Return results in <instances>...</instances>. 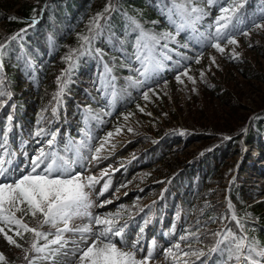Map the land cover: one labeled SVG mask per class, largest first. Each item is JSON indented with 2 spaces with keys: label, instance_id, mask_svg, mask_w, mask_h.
Masks as SVG:
<instances>
[{
  "label": "rangeland",
  "instance_id": "obj_1",
  "mask_svg": "<svg viewBox=\"0 0 264 264\" xmlns=\"http://www.w3.org/2000/svg\"><path fill=\"white\" fill-rule=\"evenodd\" d=\"M46 1L51 2L52 0ZM17 2H27L32 6L42 4L36 0H17ZM177 2L186 3L187 0H177ZM191 3L203 7L208 12V15L197 24V28L201 32L207 31L209 24L213 25L212 30L214 31L216 16L224 15L228 17L229 27L239 29V34L236 35V39L239 41L238 45L225 44V54L218 53L215 49L204 50L197 43L191 42L192 40L197 41V35L190 29L185 28L177 31L174 24L165 23L160 20L161 18L157 22L136 20L150 36L155 35L160 39L159 44L155 45L154 49L157 54L162 57L171 56V60L164 59V67L158 74L145 81L138 71L140 63L136 59L135 45L138 30H134L130 20H128L129 23L123 29L126 38L124 40L116 39L101 15L99 23L103 28L101 35L97 37V44L103 46V50L96 54L97 66L95 71L91 78L83 82L74 81L82 93L74 98L77 102L75 107H72V109L75 108L78 124L81 125L80 135L72 137L68 130H62V127L58 129L60 125L52 126L51 124L44 131L56 133L52 145L46 143V140L52 137L45 135L36 136L31 144L27 142L22 148V152L23 150L27 152L24 153L25 158L36 155L38 150L43 148L46 153L51 149L68 159H76L78 162L73 165L74 171H79L82 177L91 175L96 178L90 194L95 206L90 211L93 215L98 214L102 217L115 219L116 224L122 228L124 224H127L125 220L119 217V213L123 212L119 208L122 204L132 202L138 193L145 192L148 198L140 204L139 212H141L145 206L159 200L165 189L162 185L168 181L166 179L168 176H162L163 178L158 179L156 184L145 183L140 185L136 181V177L141 172L152 171L153 169V166L141 164V155L150 148L151 140L159 139L160 132L166 133L164 135H181L179 139H175L177 143L175 146L168 145L167 148L171 151L169 158L175 159L176 157L173 156L177 155L180 160L182 155H189L181 166L173 169L170 173L172 177H176L179 170L183 171L186 165L188 167L194 164L193 162L198 156H201V154L198 155L199 152L204 149L208 151L218 147L222 148L221 146L225 142L234 141L241 134H244L247 126L258 114L264 113V81L252 79L253 76L250 75L255 67L260 68L264 65V55L259 53L264 48V28L258 29L253 26L264 23L262 0H247V2L241 3H237L236 0H213L211 5L207 3V0H191ZM164 4H166V0H164ZM221 8L229 9V11L222 14ZM233 8L235 11H231ZM12 11H15L14 8ZM95 15L96 12H93L80 20L78 32L74 35L79 38L80 42H84L81 37L88 36L89 29L93 28L91 20ZM173 19H176L177 23L180 22L175 16ZM245 29L249 33L247 36L243 34ZM162 33H171L174 37V39L167 40V48L163 47L166 41L160 38ZM6 35L7 32L0 23V41H3ZM148 43L152 46L154 42L149 39ZM222 43L224 42L222 41ZM129 45L132 46L133 52L128 53L126 51L123 53L122 47ZM229 49L239 52L240 56L236 59H230ZM201 51L204 54L197 63L193 58ZM123 54L126 57L130 56L129 62L126 57L123 58ZM210 54L216 57V65L209 69ZM189 65V74L195 77V84L183 75H181L183 83L177 82L175 79L177 71L181 69L179 72L182 73L183 69ZM201 69L205 71L203 80L199 75ZM241 69H244V72ZM34 71L37 73L36 69ZM35 72L28 78L26 84L29 85L32 80H37L34 75ZM136 80L141 81V86L135 85ZM165 80H167L166 85L164 84ZM35 85L34 88L36 89ZM193 88L196 91H192ZM148 89H152V91H149V98L146 100L143 92ZM0 92H2L1 87ZM62 93L63 91L59 94V102L56 95L55 108H57V103H60L61 108L64 102L60 96ZM137 105L144 111L141 112ZM28 116L30 117V113ZM129 128L132 131H128ZM108 133H112V135L108 136ZM69 141L73 142L72 148H75V145L80 141L84 142L86 146L80 147L79 156L67 148ZM259 142L255 147L262 145L260 154L264 156V138L259 139ZM97 148H100L98 153L96 152ZM250 148L252 145H248L246 142L242 143L240 148L236 147L225 158L222 170L233 167L234 172L230 179H239L242 185L240 187L249 191V197L245 199V204L248 207H253L251 208L253 215V212L258 209L256 204L264 205V170H259L264 166V161L262 162L261 158L252 161ZM93 155L97 158L92 159ZM26 163L29 164V167L23 168L22 166L21 172L26 173L31 169V159L29 162L25 159ZM45 166L42 164L41 168ZM105 184L108 187L102 194L97 195ZM155 185L160 190L157 197L152 194ZM187 192L188 190L184 191L180 196L179 205L182 216L189 214L192 207L193 200L186 195ZM101 201H108V203L101 204ZM15 214L18 218L22 216L19 211ZM26 216H22L24 222H26ZM171 216L172 214L168 212V219ZM130 221L137 222L138 225L141 224L142 226H146L147 223L143 212ZM250 221L252 222L250 225L256 223L254 219ZM85 223H88L87 218H75L71 225L78 227ZM0 227H4L15 238V233L10 230L14 226L0 224ZM91 227L95 229L97 226L93 222ZM45 229H49L48 225H45ZM146 229L147 233L151 235L155 226H146ZM165 235L168 236V240L172 241L164 245V242L160 241L161 235H157L158 242L151 243L153 257L150 259V264H179L180 259L185 257L179 250L182 246L179 235L177 233L172 234L168 229L165 230ZM64 236L68 243L57 253L56 264H77V260L72 255V241H79L80 237L78 234L73 235L72 233H65ZM121 238L123 243L120 242ZM135 238L134 231H122L121 236L113 237V240L118 247H125L126 245L128 250L136 251L137 257H140L147 253L146 241H135ZM251 242H254L258 249L264 248L261 246L262 243L257 241L255 233H253ZM0 243L5 245H0V252L4 253L7 264H24L25 257L29 258L30 253L26 251L27 249L22 251L15 245L7 246L8 243L2 234H0ZM133 243L138 245V248L133 249ZM50 247H56V245H50ZM219 247L222 249L223 245ZM165 249L169 251L166 253ZM220 252L222 261L227 257V252L222 250ZM254 258L259 259L258 257ZM242 260L244 261L243 257H241L240 262ZM221 261L218 264H222ZM33 264H52V261L40 259L34 261Z\"/></svg>",
  "mask_w": 264,
  "mask_h": 264
},
{
  "label": "snow or ice",
  "instance_id": "obj_2",
  "mask_svg": "<svg viewBox=\"0 0 264 264\" xmlns=\"http://www.w3.org/2000/svg\"><path fill=\"white\" fill-rule=\"evenodd\" d=\"M207 3L211 5L213 0H207ZM111 5L106 6L105 13ZM229 9L221 8L220 12L223 14L228 12ZM235 11V8L231 9ZM161 14L174 24L177 31L181 29H190L197 35V44L204 48L210 46L218 53L225 54L227 45H238L239 41L236 39V35L239 34V29L235 27H229L228 17L224 15H218L215 18L214 31L213 25H208V30L201 32L197 28V24L203 20L208 12L203 7H198L191 3V0L187 2H177V0H166L165 7L161 9ZM173 16L179 19V23ZM8 19H18L15 16H9ZM101 19V13H96L95 17L91 20L93 25L92 29H89V35L81 37L82 41L86 42L81 44L80 51L73 48L71 51L76 53L77 56L83 51L92 52L91 41L97 36L101 35L103 26L99 23ZM133 26L134 30H138L137 43L135 45L137 50L136 59L140 63V75L147 81L150 76L158 74L164 67V59L171 60V56H160L154 50L155 45H158L160 39L155 35H149L142 26L133 17L128 18ZM35 17L32 18V23L35 24ZM255 28H264V23H258L253 25ZM94 29V30H93ZM25 31L24 28L13 32L8 35L3 42H0V57H3L6 53V45L10 41L21 39V33ZM247 36L249 33L245 29L244 33ZM165 39L164 48H167V40L174 39L171 33H162L161 37ZM151 39L154 43L149 45L148 40ZM222 41L224 43H222ZM187 47V45H185ZM96 53H100V49H95ZM230 59H236L240 56V53L234 49H229ZM203 51L196 55L193 59L195 62H199L203 56ZM69 61H72V57H66ZM209 69L216 65V57L210 54ZM218 66V65H217ZM189 67H185L183 72L177 71L175 79L179 83H183L181 75L187 77L189 81L195 84V77L189 74ZM0 69H3V63L0 62ZM63 74V73H62ZM201 80L205 78V71L201 69L199 72ZM59 84L60 77H57ZM135 85L141 86V81L136 80ZM167 84V80L164 81ZM63 91L61 86L58 90L57 101L59 102V93ZM148 89L143 92L144 98H149ZM192 91H196L195 88ZM11 95V93L0 92V107L5 103L3 96ZM140 108L139 105H137ZM56 108H52V114L55 116ZM143 112L144 109L140 108ZM8 120H12V116H8ZM39 119L37 124H39ZM119 131V129H117ZM128 131H132L131 128ZM244 131V129H242ZM183 132V130H181ZM33 135L49 136L46 143L48 145L53 144V138L56 136L55 132L46 133L44 129L37 127ZM111 136L112 133H108ZM227 138V137H226ZM26 143V142H25ZM73 142L69 141L67 148L71 149L79 156V149L84 145L83 141H80L72 148ZM102 147V145H101ZM100 148L96 149L98 153ZM82 158V157H81ZM97 157L93 155L92 159ZM2 159V157H0ZM76 159H68L65 156L59 155L54 150H49L47 153L43 148L39 149L36 155L31 157V169L25 172H19L18 176L5 178L0 181V224H6L12 227L10 230L15 233L16 237H23L25 232L31 234V247L29 250L35 253L31 256V259L25 257V264H33L34 261L44 259L52 261V264H56L55 257L62 248H64L68 241L65 238V233H72L73 235H79L80 240H73L72 255L77 260V264H150V259L153 257L152 248L149 247L146 254H142L137 257L136 251L128 250L127 246L118 247L114 242L113 237H120L123 231L122 227L116 224L115 219L102 217L100 215H93L90 211L94 207V202L91 199V190L94 187L95 177L87 176L82 177L79 171L73 170V165L77 163ZM46 165L41 168V165ZM0 175H3V168L0 166ZM108 187L107 184L99 190L97 195L102 194ZM108 203V201H101V204ZM229 210L233 209V205L229 201L227 204ZM19 211L22 216L30 215L35 218L36 226H30L24 222L21 217L16 216V212ZM118 217V214H117ZM75 218H87L88 223L80 226H72L71 222ZM215 219V218H211ZM219 219L223 220L221 216ZM231 219L235 221L236 225L240 229V234L237 235L231 228L214 233L215 236L220 237L216 239V246L213 251H225L227 252L228 262L235 258L236 264H239L241 257L244 258V264H258V260L254 257L264 258V248H257L254 242L247 241L246 235L243 233L244 224L237 218L233 212ZM97 226L95 229L91 227V224ZM211 222V220H210ZM43 225H48L49 230L42 231ZM54 229V231H53ZM22 230V231H21ZM143 231V229H141ZM0 234L8 244L15 245L18 248H22L13 235L9 234L4 227H0ZM193 238H196V233L191 234ZM51 237V238H49ZM91 237V239H89ZM43 238L46 242L38 244L37 241ZM121 243L123 240L121 238ZM50 245H56V247H50ZM83 245V246H81ZM179 247V245H177ZM132 248H138L135 243L132 244ZM169 250L165 249L167 253ZM202 253V250L200 251ZM187 256L188 252L182 253ZM193 255H196L194 252ZM0 262L7 264L4 253L0 252ZM227 264V262H226Z\"/></svg>",
  "mask_w": 264,
  "mask_h": 264
},
{
  "label": "trees",
  "instance_id": "obj_3",
  "mask_svg": "<svg viewBox=\"0 0 264 264\" xmlns=\"http://www.w3.org/2000/svg\"><path fill=\"white\" fill-rule=\"evenodd\" d=\"M36 1L38 3L42 2V4L39 6H32L27 2H17V0H0V23L7 32L6 37L13 32H18L21 28L30 26V21L33 17L37 18L42 16V20L36 28L23 32L21 34L22 38L14 41V44L17 43V46L21 47L22 50L29 53V55L34 56V51L40 49V46L43 45V38L46 39L48 34L59 42L56 58L52 64H49L50 68L47 72V77L43 79L39 93L29 91L27 87H20L18 84V77L20 75L19 72L16 71L15 64L4 60V74L1 76L0 86L6 93H11V95H6L9 102L4 109L6 113H13L14 118L17 119V121L21 120L23 111L30 105H37L35 107L38 111L36 119H40L42 115L45 116L46 120L50 119L47 109L51 105V101L54 99V95L57 91L56 80L57 77L61 76L60 70L66 68L65 64L68 60L66 57H73L76 55V53H73L71 50L75 48L80 51L81 48L82 42H80L79 38L73 35L77 29L76 25L78 18L84 19L87 15L93 12H99L102 16L106 17L110 15L111 25H116L113 26V28L115 31H119L121 27V16L132 15L142 20L159 19L156 7L162 3L160 2L161 0ZM7 4H9V6H7ZM108 5H111V7L108 8L107 13H105L104 10ZM13 8L15 11H12ZM9 16H15L18 19H8L7 17ZM259 53L264 55V48H262ZM256 68L257 67L251 71L250 75L253 76L252 79H260L264 81V76H262L264 75V65L263 67ZM19 69L23 70L20 67ZM241 71L244 72V69H241ZM67 89L72 92L75 91L71 88L70 84H67ZM35 96L37 97L35 98ZM73 122L74 121L70 120L69 124L74 126ZM245 131L244 134H241L234 141L225 142L223 146H221L222 148L218 147L215 150L208 151L204 149L198 153V155L201 154L198 158L203 161L202 165L206 169V182L203 188H201L202 191L199 196V201L192 211V220L184 229V241L186 240V242L189 243V247L186 249L188 256H195L193 253L195 252L197 255L201 250L202 253L206 250H210L217 239V236H215L214 233L221 231L220 227L229 221L230 214L226 208L227 203L225 201L226 192L233 204L235 215L241 220V223L244 224L243 233L247 238H250L253 233L252 231H255L260 242H263L264 230L253 228L254 226L250 227L248 222L244 219H254L256 221L255 224L262 228L264 226V205L256 204L258 209L253 212L252 215L251 208L253 207H248L245 204V199H248L249 193L245 190H241L237 184L229 183L231 175L234 172L233 167L222 170L226 160L225 158L230 155L236 147L240 148L244 142L254 144L260 137H264V113L258 114L256 118L251 121L250 125L247 126ZM230 133L234 134V132L231 131ZM159 135H163V132H160ZM153 149H155L156 153L161 155L158 156L159 159L153 165L152 171H143L137 176L136 181L143 185L145 183L156 182L162 176H169L173 169L181 166L183 162H185V159L189 157L188 154H184L179 160L177 155H174L173 157L176 158L171 159L168 157L169 154L161 153V146H158L157 148L154 147ZM205 163H208V165L205 166ZM193 170L194 169H188L182 177L177 179L178 182H180L181 185H185L186 181L192 180L193 177L190 176V173ZM173 186L174 185L168 187L169 192H171V189L174 190ZM146 198L147 194H143V196L137 195L134 201L125 205L124 208L127 211L134 213L138 211L139 204ZM221 216L224 217L223 220L219 219ZM26 217L31 225L36 226L35 218L30 215H27ZM228 228H231L237 235L240 234V230L236 227L233 221L228 222ZM192 233H196V238L192 237ZM15 238L23 245L21 248L22 251H24V249H30V233L26 232L23 234V237L15 236ZM195 244H199L203 248H198ZM0 245L5 246L2 243H0ZM9 245L11 244H7V246ZM1 263L4 264V262ZM23 263L25 264V260Z\"/></svg>",
  "mask_w": 264,
  "mask_h": 264
},
{
  "label": "bare ground",
  "instance_id": "obj_4",
  "mask_svg": "<svg viewBox=\"0 0 264 264\" xmlns=\"http://www.w3.org/2000/svg\"><path fill=\"white\" fill-rule=\"evenodd\" d=\"M192 42H195V40H192ZM203 49H204V50H208V49H213V48H211L210 46H205ZM215 51H216V50H215ZM180 70H181V69H180ZM180 70H179V71H180ZM151 85H152V84H151ZM151 85H150V86H151Z\"/></svg>",
  "mask_w": 264,
  "mask_h": 264
}]
</instances>
